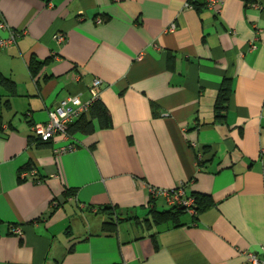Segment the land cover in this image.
<instances>
[{
  "label": "crops",
  "instance_id": "1",
  "mask_svg": "<svg viewBox=\"0 0 264 264\" xmlns=\"http://www.w3.org/2000/svg\"><path fill=\"white\" fill-rule=\"evenodd\" d=\"M218 1L0 0L8 26L25 30L0 48L12 82L0 78V264H241L264 244V0ZM32 60L44 62L33 74ZM95 77L111 127L75 133L60 155L29 141ZM33 167L40 182L19 180ZM180 185L212 205L177 226L119 215L102 231L106 206L143 219L170 207L152 189Z\"/></svg>",
  "mask_w": 264,
  "mask_h": 264
},
{
  "label": "built area",
  "instance_id": "2",
  "mask_svg": "<svg viewBox=\"0 0 264 264\" xmlns=\"http://www.w3.org/2000/svg\"><path fill=\"white\" fill-rule=\"evenodd\" d=\"M251 5L258 6L259 0H247ZM204 4L215 11H218L220 2L218 0H204ZM102 19L97 18L96 22H101ZM174 25H170L166 30L173 31ZM0 30H6L5 37L0 36V48H7L16 43V40L24 33V29H12L5 22L4 18L0 16ZM53 39L57 43H63L66 39L65 34L55 33ZM256 48V43L251 42L250 49ZM102 80L95 77L92 79L88 87V97L81 100L79 95H68L61 99L55 107L48 110L47 120L42 124H36L32 127L35 136L42 141L51 140L53 143V153L60 155L62 153L73 151L77 148V142L68 134V126L77 120L82 114L89 111L94 101L100 99V88ZM35 168L28 171H22L20 178L32 182H40L36 175ZM152 197H162L169 206H177L185 208L186 212L194 214L193 197L186 196L184 186L173 187L169 189L154 188L151 191ZM14 233L18 236L22 235L20 228H14ZM243 260L241 264H264V244L260 245L259 250H246L242 252Z\"/></svg>",
  "mask_w": 264,
  "mask_h": 264
},
{
  "label": "trees",
  "instance_id": "3",
  "mask_svg": "<svg viewBox=\"0 0 264 264\" xmlns=\"http://www.w3.org/2000/svg\"><path fill=\"white\" fill-rule=\"evenodd\" d=\"M44 62L32 60L29 65L30 71L33 74L37 68H39ZM2 82L5 85L11 86L12 82L8 81L5 78H2ZM231 93V86L229 79H223L221 85L219 87L214 108L216 111V115L218 117L222 116L223 110L226 108V103L229 99ZM95 125L100 129L109 128L112 125V120L109 115L108 109L106 106L99 100L94 101L92 106L89 108V111L85 114H82L77 120L71 123L68 126L67 132L73 138L75 133L88 134L95 130ZM1 127V124H0ZM29 141H35L36 144H50L51 140L42 141L34 135L29 137ZM31 169V168H30ZM29 169V170H30ZM39 177V176H38ZM19 180L23 181L25 179L18 177ZM41 180V178L39 177ZM71 194V191H66V195ZM193 197V209L194 214L192 216H196L197 213L207 209L212 205V199L208 194L194 192L190 195ZM105 209H111V213L113 214L109 220L105 221L102 226V231H113L116 227V222L119 221V215H124L126 220H135L138 222H145L148 228L153 226H159L162 224H171L173 226L180 225V218L186 212L185 208L170 206L169 208L158 210L155 207H152L148 210L147 217L143 219H139L138 217H130L126 211H121L117 207L106 206Z\"/></svg>",
  "mask_w": 264,
  "mask_h": 264
}]
</instances>
